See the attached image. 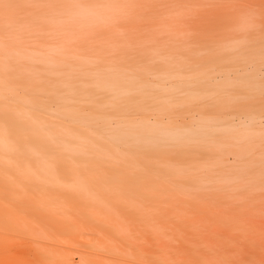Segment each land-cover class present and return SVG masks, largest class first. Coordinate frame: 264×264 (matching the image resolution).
<instances>
[{
    "label": "rangeland",
    "instance_id": "374dc122",
    "mask_svg": "<svg viewBox=\"0 0 264 264\" xmlns=\"http://www.w3.org/2000/svg\"><path fill=\"white\" fill-rule=\"evenodd\" d=\"M49 61L89 76L118 68L142 76L145 84L124 83L112 102L98 92L100 107L120 115L241 126L255 113L262 136L139 148L137 164L102 141L111 156L79 154L90 165L79 169L64 158L61 175L42 185L27 176L24 144L9 134V156L23 173H0V264H264V175L253 163L264 160V0H0L5 74L12 65L14 79L50 99L64 81L63 70L48 72ZM5 102L0 119L25 111ZM33 118L96 140L88 127L32 110L24 124L43 148ZM207 162L212 169H203ZM242 164L249 173L234 182L201 179Z\"/></svg>",
    "mask_w": 264,
    "mask_h": 264
},
{
    "label": "bare ground",
    "instance_id": "6f19581e",
    "mask_svg": "<svg viewBox=\"0 0 264 264\" xmlns=\"http://www.w3.org/2000/svg\"><path fill=\"white\" fill-rule=\"evenodd\" d=\"M21 51L24 52L23 50ZM37 61L41 62L42 60L37 59ZM105 62L106 68L108 67L110 69L114 61ZM98 64L99 62L95 60V66L93 67L97 68ZM47 65L49 73H53L57 68L63 70L62 81H64L61 82L63 87L58 88V90L55 89V95L50 99L43 96L41 92L36 94L33 93L28 89L29 87L26 88L20 83V80L14 79L15 72L12 70L14 69L12 65H8L5 68L11 75H6L4 69L0 67V106L4 108L7 107L8 104H6L5 100L7 98H12L17 104L25 108L24 112H22L20 108L16 112H11L14 115L12 119H0V129L2 130V135H0L1 174L9 175L12 173L10 172L11 170L16 171L17 174L22 172V166L19 165L18 160L13 156H9V149L13 141L9 134L19 137L18 139L24 144L23 151L26 149L25 158L27 161L25 167L31 168L27 176L33 177L35 180L42 183V185H46L49 182V180H47L48 178L61 175L60 166H63L64 158L71 159L75 168L79 169L90 166L86 161H80L76 158L79 154L93 153L100 157L111 156L112 153L102 145V141H107L113 146H119L122 155L126 157L129 162L137 164L136 162H141L137 158L139 155V148L195 146V144H202L204 140L214 141L224 145L232 141H240L243 139L253 140L262 136V130L259 131L255 128L258 118L262 115L260 116L255 113L247 112L244 117L246 123H243L241 126L232 124L229 118L210 119L205 117L203 121L196 122L197 124L194 123V125L191 126L175 125L172 123L164 125L159 120L155 122V124H152L143 117L136 119L132 115H120L117 111H110L107 110L106 107H104V109L100 107V105L103 104L98 101V92L101 90L105 91L109 98L108 101L112 102L115 97L123 93L124 83L128 81H137V83L140 82L145 84L146 81L142 79V76L135 75L134 73H123L119 68L117 69V73L114 70L115 74L113 72L107 73L98 71L96 76H89L79 71L77 65L75 66L73 63L49 61ZM36 66L40 67L39 65ZM98 68L101 67L98 66ZM41 78L48 80L51 77H45V75L42 74ZM19 90L23 91L21 95L17 94ZM92 90L95 91L94 95L89 93L92 92ZM91 95L92 97H89ZM89 98L96 100L97 103H93V106H89L88 103L91 102ZM32 110L39 111L42 114H49L53 119L68 121L86 128L88 127L92 129L96 140L91 137L87 138L82 134L74 133L70 129H62L65 126L58 129L50 123L33 118L36 127L41 130L40 132L47 140L43 148L32 140L24 124L26 122H32V120H30ZM157 110V112L163 116L161 109L157 108ZM170 118L173 117L170 116ZM114 156L115 155H113V157ZM253 163L257 170L256 175H264V160L253 161ZM247 166L248 164H242L237 168L224 169L221 173H216V175L213 173H206L210 175V179L206 177H202L201 179L205 178L209 182L218 180L234 182L242 178L243 175L249 173L247 171ZM203 167V169L206 170L212 169L208 162L205 163ZM175 169L178 172L188 173L187 170H182L177 166ZM200 173H203V170ZM172 174L180 175L181 173L178 174L173 172Z\"/></svg>",
    "mask_w": 264,
    "mask_h": 264
}]
</instances>
